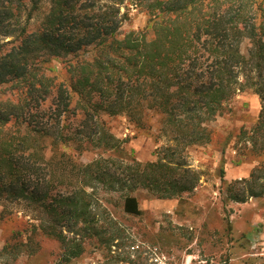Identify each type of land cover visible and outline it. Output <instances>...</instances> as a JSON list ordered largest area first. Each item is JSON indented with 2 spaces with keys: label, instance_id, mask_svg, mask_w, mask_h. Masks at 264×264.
Listing matches in <instances>:
<instances>
[{
  "label": "trees",
  "instance_id": "1",
  "mask_svg": "<svg viewBox=\"0 0 264 264\" xmlns=\"http://www.w3.org/2000/svg\"><path fill=\"white\" fill-rule=\"evenodd\" d=\"M127 1L149 19L122 38ZM53 60L65 74L46 67ZM0 84L15 97L0 102V205L37 212L66 263L98 235V187L119 193L132 216L142 215L139 190L160 200L194 192L200 177L184 151L212 143L211 123L247 91L261 110L238 135L237 163L258 165L227 184V199L264 196V0H0ZM103 115H125L141 129L158 117L169 144L155 162L107 155L120 148ZM69 147L97 157L78 163L60 152ZM31 242L7 243L0 264L34 255Z\"/></svg>",
  "mask_w": 264,
  "mask_h": 264
},
{
  "label": "rangeland",
  "instance_id": "2",
  "mask_svg": "<svg viewBox=\"0 0 264 264\" xmlns=\"http://www.w3.org/2000/svg\"><path fill=\"white\" fill-rule=\"evenodd\" d=\"M121 17L122 38L144 29L149 19L130 1L122 5ZM38 23L39 17L32 27ZM63 66L62 60H53L46 67L56 72ZM8 98L15 97L7 85L0 84V102ZM260 110V100L253 92L237 94L225 104L223 115L211 123L212 143L184 151L188 165L200 177L192 193L160 200L139 190L133 196L142 215L132 216L123 211L119 193L98 187L94 197L98 235L84 239L85 251L80 258L66 263L60 243L41 233V216L18 204L0 205V250L7 243L33 241L36 253L22 254L12 264H264V196L246 203L227 199V184L248 179L258 165L257 161L237 163L235 144L241 129L250 130L256 123ZM100 119L119 142L120 152L107 155L155 162L159 150L169 144L159 130L158 117L147 121L145 129L125 115H103ZM60 152L83 164L97 157V151L80 154L74 147Z\"/></svg>",
  "mask_w": 264,
  "mask_h": 264
},
{
  "label": "built area",
  "instance_id": "3",
  "mask_svg": "<svg viewBox=\"0 0 264 264\" xmlns=\"http://www.w3.org/2000/svg\"><path fill=\"white\" fill-rule=\"evenodd\" d=\"M262 248H263V250H264V240H263V242H262Z\"/></svg>",
  "mask_w": 264,
  "mask_h": 264
}]
</instances>
